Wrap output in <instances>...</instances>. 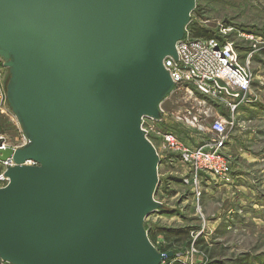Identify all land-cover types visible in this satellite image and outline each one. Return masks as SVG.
I'll use <instances>...</instances> for the list:
<instances>
[{
  "label": "water",
  "instance_id": "95a60500",
  "mask_svg": "<svg viewBox=\"0 0 264 264\" xmlns=\"http://www.w3.org/2000/svg\"><path fill=\"white\" fill-rule=\"evenodd\" d=\"M197 0H0L7 101L27 143L0 187V258L11 264H162L145 221L162 119ZM33 161L36 164H27Z\"/></svg>",
  "mask_w": 264,
  "mask_h": 264
},
{
  "label": "rangeland",
  "instance_id": "374dc122",
  "mask_svg": "<svg viewBox=\"0 0 264 264\" xmlns=\"http://www.w3.org/2000/svg\"><path fill=\"white\" fill-rule=\"evenodd\" d=\"M187 29L230 43L251 86L238 98L174 90L161 104L162 119H145L162 158L156 199L165 207L145 226L159 251L173 252L164 264H264V0H197ZM9 76L4 67L6 88ZM216 119L226 123L221 145L212 128ZM0 134L11 147L28 141L9 105L0 113ZM200 148L223 155L229 173L184 159ZM3 170L0 164V175Z\"/></svg>",
  "mask_w": 264,
  "mask_h": 264
},
{
  "label": "built area",
  "instance_id": "2783aa9c",
  "mask_svg": "<svg viewBox=\"0 0 264 264\" xmlns=\"http://www.w3.org/2000/svg\"><path fill=\"white\" fill-rule=\"evenodd\" d=\"M178 59L168 57L164 64L170 72L174 82L175 90L196 89L205 96L218 97L228 96L238 98L240 93L247 91L251 86V75L247 68L239 62L238 55L230 43H220L217 38L202 39L194 37L187 29L185 38L177 44ZM4 67L0 65V113L8 110L7 88L3 79ZM237 88L238 92L234 93ZM232 109L236 103L228 101ZM219 135V145L223 144L227 134L226 123L221 119H216L212 126ZM172 133L167 135V140H174ZM21 146L11 147L2 134H0V149H17ZM184 159L197 167H203L214 173L228 174V160L216 151H204L195 149L188 155H183ZM0 164L4 167L0 175L1 185L8 184L9 178L6 171L10 166L15 165L13 158L0 159ZM27 164L35 165L33 161ZM0 264H11L0 258ZM164 264V262L162 263Z\"/></svg>",
  "mask_w": 264,
  "mask_h": 264
},
{
  "label": "trees",
  "instance_id": "16d2710c",
  "mask_svg": "<svg viewBox=\"0 0 264 264\" xmlns=\"http://www.w3.org/2000/svg\"><path fill=\"white\" fill-rule=\"evenodd\" d=\"M197 34H199V35H203V33H200V32L197 33ZM211 37H212V36H211ZM208 38H210V36H208ZM177 240H179V238H178Z\"/></svg>",
  "mask_w": 264,
  "mask_h": 264
},
{
  "label": "bare ground",
  "instance_id": "6f19581e",
  "mask_svg": "<svg viewBox=\"0 0 264 264\" xmlns=\"http://www.w3.org/2000/svg\"><path fill=\"white\" fill-rule=\"evenodd\" d=\"M168 99V98H167Z\"/></svg>",
  "mask_w": 264,
  "mask_h": 264
}]
</instances>
